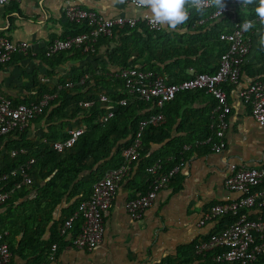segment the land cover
I'll return each instance as SVG.
<instances>
[{
    "label": "trees",
    "instance_id": "16d2710c",
    "mask_svg": "<svg viewBox=\"0 0 264 264\" xmlns=\"http://www.w3.org/2000/svg\"><path fill=\"white\" fill-rule=\"evenodd\" d=\"M253 7L249 6L241 10L239 3L236 10L234 9L237 21L243 22L248 19L255 21ZM215 10V8L205 9L203 13L192 10L187 23L177 30L150 32L140 24L134 29L115 30L112 38L99 39L94 53H82L81 50L73 48L46 57L44 50L40 55V61L46 67L48 82L42 83L39 76L31 74L28 75L33 81L32 88L28 90L30 96H24L22 99L3 96L9 99L13 106H17L37 103L45 94L56 95L43 109L42 114L29 122L26 130L10 133L0 139L3 144L0 174L30 159L35 160L30 172L34 176L33 183L15 188L10 199L0 205V233L8 231L7 243L11 253L13 247L10 238L14 241L20 236L17 249L29 251L31 255H37L39 250L40 255L48 256L59 250L65 238L59 236L63 222L77 210L81 201L89 197L93 184L107 171L116 169L122 164L123 152L130 146L139 124L149 116L161 112L165 122L157 127L147 126L142 133L140 158L133 163L130 172L131 175L133 174V190L140 191V194L148 191L149 175L146 171L148 167L160 162L164 170L171 169L179 162L184 145L207 135L212 100L206 111L200 112L197 117L192 115L199 128L198 137L192 140L170 139L172 117L165 113L166 106L174 104L179 97L186 96L185 99L193 100L205 95L202 91L178 94L172 102L159 111L152 103L137 100L131 102L123 81L115 77V74L123 69H137L161 77L167 84H178L191 77V70L195 74L214 73L219 68L220 56L227 50V45L219 40V35L229 33L234 28L231 23L232 13L205 20ZM201 20L204 22L200 23ZM67 28L71 32L62 39L87 33L90 30V26L85 23L77 25L68 23ZM257 32H264V24L256 21V27L247 34L252 37ZM114 36L117 38L114 39ZM115 42L116 46L111 49V45ZM102 45L107 47L104 56L98 55ZM259 51L264 62V47ZM15 56L21 58L20 55ZM15 56L9 63L0 67L10 64ZM68 65H71V68L63 72L56 84L49 81L56 77L55 69ZM85 76L88 79L84 84L79 85V81ZM68 83L73 84L72 88L67 87ZM230 89L227 88V91ZM99 94L105 95L109 102H98ZM121 100H127L128 103L122 106L119 104ZM81 102H93V105L83 108L79 105ZM176 105L180 106L178 103ZM109 112H113V117L102 122ZM37 124L44 126L45 131L42 136L36 135L37 141L32 142L28 138V131ZM80 126L84 128V133L72 147L61 153L52 150L53 143L67 138V129ZM153 146L159 148L152 150ZM22 148L26 150L25 154L11 158L10 154L13 150ZM135 165H137L136 169ZM144 177L147 188L140 182ZM17 181L18 178L10 180L6 189H11L12 184ZM62 204H68L69 207L63 210L66 216L61 225L53 222L52 216ZM248 215L252 220L257 217L264 220V209L250 211ZM234 221L235 218L225 216L213 222L214 228L209 235L228 227ZM79 223L78 221L74 223L69 233L71 238L68 244L78 231ZM49 224H51L50 237L42 243L40 233ZM52 245H55L56 249L50 253ZM45 247L47 251L44 250ZM205 258L210 264H238L215 263L209 255ZM262 263H264V255L255 262V264ZM168 264L178 263L169 261Z\"/></svg>",
    "mask_w": 264,
    "mask_h": 264
},
{
    "label": "built area",
    "instance_id": "2783aa9c",
    "mask_svg": "<svg viewBox=\"0 0 264 264\" xmlns=\"http://www.w3.org/2000/svg\"><path fill=\"white\" fill-rule=\"evenodd\" d=\"M19 0H0V6ZM119 5H131V0H125ZM234 2L225 4L218 12L216 9L205 20L215 19L225 13H232L231 23L234 28L231 32L220 34L219 40L227 45V50L220 56L219 68L212 74H195L190 71L191 77L178 84H167L158 76L143 73L137 69H123L115 74V77L123 81L129 95V100L152 103L159 110L172 102L178 94L192 91H202L213 102L207 123V135L182 147L179 162L171 169L164 170L160 162H156L147 168L149 175L148 191L145 194H137L128 201L125 210L133 220H140L146 210L155 202L158 193L165 189L174 177L180 172L184 159L183 155L195 149H206L210 153L220 154L226 148L225 134L229 128V116L231 105L229 103L227 88L238 85L242 65H244L252 48V37L248 32L242 31L233 10ZM213 7H208L210 9ZM195 9L189 10L190 12ZM63 16L71 24H88L90 30L66 39L52 41L45 49V56L51 57L59 52L69 51L73 48L82 53H94L101 38H112L115 30L125 28L134 29L139 24L150 32H160L162 27L153 23L149 17L143 19L115 17L106 18L93 11L83 9L80 6L67 3ZM257 22H259L256 18ZM204 22L201 20L200 23ZM29 44L26 42H12L0 37V65L9 63L14 55H28ZM88 78L85 76L79 81L84 84ZM68 83L67 87L72 88ZM60 89V87H58ZM56 95L45 94L39 102L29 105L20 104L13 106L9 99L0 98V139L14 132H23L28 128L29 122L42 114L43 109ZM240 101L245 104L251 117L259 125H264V80H256L238 94ZM98 102L106 103L109 99L99 94ZM127 100H121L120 105L125 106ZM83 108L93 105V102H81ZM113 117L109 112L102 122ZM165 122L161 112L151 115L147 120L139 124L138 130L131 141L130 146L123 152V162L116 168L109 170L105 175L93 184L89 197L80 202L77 210L68 217L60 228L59 236L70 235L75 222L79 223L78 231L72 236L69 246L77 251L91 252L103 240L104 223L110 210L113 208L115 197L122 182L130 175L133 163L140 158L141 136L147 126L157 127ZM84 133L83 127L67 129V138L52 144V150L61 153L72 147L78 138ZM24 148L13 150L11 158L25 154ZM34 159L21 163L14 169L0 174V205L10 199L15 188L29 186L34 181L30 174ZM1 170V161H0ZM230 175L224 179L223 188L228 193L236 194L235 198L213 205L202 216L199 226L213 223L225 216L235 218L228 227L213 233L206 240L199 242L194 247V254L205 258L207 255L215 263L255 264L260 256L264 255V220L260 217L252 220L250 211L264 209V166L243 167L234 164L229 165ZM18 178L11 189H6L7 183ZM8 231L0 233V264H9L12 253L7 243ZM56 246L52 245L55 251Z\"/></svg>",
    "mask_w": 264,
    "mask_h": 264
},
{
    "label": "crops",
    "instance_id": "0c3cea01",
    "mask_svg": "<svg viewBox=\"0 0 264 264\" xmlns=\"http://www.w3.org/2000/svg\"><path fill=\"white\" fill-rule=\"evenodd\" d=\"M231 2H234L233 10H236L240 0H224L227 5ZM67 3L106 18L147 17L137 14L131 5H119L116 0H19L0 6V37L29 44L28 55H20L21 58L14 55L10 64L0 67V98L9 96L22 99L30 96L28 90L32 88L33 81L28 75L36 74L40 82H48L46 67L40 61V55L52 41L70 34L68 22L63 16ZM162 31L167 32V28L162 27ZM260 33L252 36V48L238 85L228 90L231 114L224 152L214 154L206 149H195L185 153L180 172L158 193L155 202L140 220H133L125 210L126 203L140 194V191L133 190V174H130L122 182L113 208L105 219L103 240L93 251L73 249L68 244L71 238L68 235L55 253L43 256L38 250L37 255H31L29 251L17 249L20 236L14 241L10 238L13 247L10 264H168L169 261L178 264L184 261L185 264H210L206 258L203 260L194 254V247L206 240L214 228L213 223L199 226L203 214L213 205L237 197L223 188L224 179L230 175L229 165L247 168L264 166V125L255 122L248 107L238 97L239 92L254 80H264V62L259 53L262 47L259 44ZM115 46L116 42L111 45V49ZM106 51L107 47L102 45L98 55L104 56ZM70 66L55 69L56 77L49 81L56 84ZM185 97L176 100L175 103L180 106L174 103L175 106L172 104L165 108V113L172 117L170 139L185 141L198 137V124L192 115L197 117L200 112L206 111L211 102L206 95L193 100ZM44 131L42 125L32 126L28 138L35 142V136H42ZM2 148L0 142V155ZM157 148L153 146L152 150ZM140 182L147 184L145 177ZM67 207L68 204L59 206L53 212L52 221L62 225L66 216L63 210ZM50 225L40 233L42 243L50 237ZM44 250L47 251L46 247Z\"/></svg>",
    "mask_w": 264,
    "mask_h": 264
},
{
    "label": "clouds",
    "instance_id": "9594fccd",
    "mask_svg": "<svg viewBox=\"0 0 264 264\" xmlns=\"http://www.w3.org/2000/svg\"><path fill=\"white\" fill-rule=\"evenodd\" d=\"M124 3L125 0H116ZM241 10L254 6L252 11L257 20L264 24V0H240ZM131 4L139 15H144L150 20L169 30L180 29L189 20V10L195 9L203 13L206 8L213 7L220 14L224 8V0H131ZM242 31L249 32L256 27V21L248 19L240 24ZM259 44L264 47V33L259 34Z\"/></svg>",
    "mask_w": 264,
    "mask_h": 264
}]
</instances>
